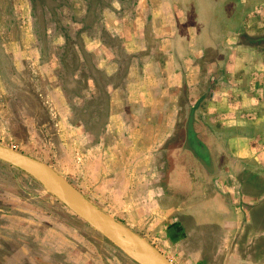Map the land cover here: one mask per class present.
<instances>
[{"label": "rangeland", "instance_id": "374dc122", "mask_svg": "<svg viewBox=\"0 0 264 264\" xmlns=\"http://www.w3.org/2000/svg\"><path fill=\"white\" fill-rule=\"evenodd\" d=\"M188 37L191 52L180 47ZM219 45L227 82L217 86ZM251 60L264 64V0H0V144L48 163L169 253L163 227L153 225L158 193L127 194L161 178L191 240L209 244L221 226L211 206L224 203L214 189L223 156L239 146L251 149L246 162L253 148L264 152V71L233 79V66ZM127 83L133 111L123 114ZM110 142L126 145L110 156ZM0 264L140 263L0 160Z\"/></svg>", "mask_w": 264, "mask_h": 264}, {"label": "crops", "instance_id": "0c3cea01", "mask_svg": "<svg viewBox=\"0 0 264 264\" xmlns=\"http://www.w3.org/2000/svg\"><path fill=\"white\" fill-rule=\"evenodd\" d=\"M189 14L190 12L188 15ZM181 28L186 33V30H190L192 27L186 28V26H183ZM116 34L121 35V32H116ZM203 39L205 40V38ZM190 40L191 38L188 37L187 44H185V41L183 42V46L179 44L185 52L192 47V43L189 42ZM123 45L125 52L130 51L127 43H123ZM221 47L222 46L219 48L215 47V51L218 50V52H221ZM134 50L140 52L144 49L139 47ZM174 50H176V48H174ZM221 61L224 62L223 60ZM158 62L157 67L162 65L159 60ZM186 62L187 61L185 60L184 65H186ZM260 62L261 61L251 60L248 61L247 65L239 62L233 66V69L238 72V74L233 75H235V77L239 80L244 77H247L248 79L254 78L256 69L262 68L259 70L264 71V64L261 65ZM220 63L221 62L216 61L215 67L222 66L224 68V66ZM193 65L196 64L194 63ZM207 66L208 65L206 64L204 69H201L198 66L199 74L201 75H199V77H201L200 82H204L202 77L205 74L208 75ZM173 67H175V62ZM245 68L247 69V73L244 72ZM174 75L175 74L173 73V76ZM168 78H170V74L168 75ZM129 94L130 91H128L127 83L126 103L120 111L123 114L124 112L131 113L133 111L131 108L129 109ZM186 96L188 97L187 88L185 90L184 98ZM115 112L117 111H115V108L111 106V121H113L116 115ZM238 113L239 112L233 111V114ZM175 143L176 142H173V144ZM231 143L233 146V143L235 142ZM237 143L240 144V142ZM125 145L126 144L124 142H110L106 145V149H110L111 156L113 148L115 149L118 146L122 148V146ZM219 147L220 148L216 151L220 154L223 147ZM253 149L252 155L255 156L253 160H249L247 162L243 159L250 157V153H252L249 146H247L245 150L240 146L238 148L235 147V149H233L232 157L223 156L225 155L223 152V162L221 166L223 171L221 174L219 173L215 176L214 189L215 194L218 197H221L224 203L211 206L213 212L217 213L216 222L221 224V226L217 231L218 236L215 240H209L207 242L209 244L197 241L196 239L191 240L190 233H193L194 230L190 231L184 227V215L180 214V211L182 210L170 203L168 187L167 190H163L160 186L161 178H157V182L155 181L156 187L142 186L139 190L138 188H132L133 190L130 192L131 188L130 186H127V189H129L127 194L158 193L156 202L157 210L159 211V219L157 223H155V219L153 225L163 227V236L165 238L164 242H166V249H168L170 254L167 253L165 248L162 246L155 245L154 241L152 244L161 250L175 264H264V240H260V232H262V238H264V222L261 221V218L264 217V152L260 149V146ZM172 155L173 154H171V158ZM115 156H117V154ZM116 158L118 162L123 160L122 156H120L121 160H119L118 156ZM227 158H230V160H227ZM257 163H260V165L258 166ZM230 166L234 169H231ZM110 179L112 178L110 177ZM209 180L210 179L207 178L206 181L209 182ZM230 180H232V183H226ZM112 187L109 186L110 189H112ZM119 191H123L122 188H120ZM256 211H259L260 214V218L259 216L257 217L258 219H256V216L254 215V212ZM258 241L260 242L259 246Z\"/></svg>", "mask_w": 264, "mask_h": 264}, {"label": "water", "instance_id": "95a60500", "mask_svg": "<svg viewBox=\"0 0 264 264\" xmlns=\"http://www.w3.org/2000/svg\"><path fill=\"white\" fill-rule=\"evenodd\" d=\"M0 160L33 176L67 207L109 238L136 262L175 264L149 240L92 202L48 163L3 144H0Z\"/></svg>", "mask_w": 264, "mask_h": 264}, {"label": "flooded vegetation", "instance_id": "af4514ba", "mask_svg": "<svg viewBox=\"0 0 264 264\" xmlns=\"http://www.w3.org/2000/svg\"><path fill=\"white\" fill-rule=\"evenodd\" d=\"M241 32V33H240ZM239 33H240V35L241 36H243V35H245V31H242V30H240L239 31ZM246 36V35H245ZM205 50H206V48H205ZM187 51H189V52H191V47H190V49L189 50H187ZM186 51V52H187ZM217 52L215 53V55H216V58L219 60V62L221 61V60H223L222 58H224V57H226V53H224V52H226V50H224V49H221V52H218V50H216ZM211 53H208L207 52V54L205 53V56H207V55H210ZM188 56V55H187ZM188 59H190V60H192V57H191V54H189V58H187V62H186V65L185 66H189V64H188ZM221 59V60H220ZM201 61H199L197 64H198V66L201 68V69H204V66L206 65V63H205V61H202V59H200ZM224 61V60H223ZM194 62V61H193ZM192 62V63H193ZM194 64V63H193ZM205 64V65H204ZM220 64H222V65H224V62H222V63H220ZM187 68V67H186ZM247 72V71H246ZM207 74H208V72H207ZM238 74V72H236V75ZM204 76H207L206 74L204 75ZM217 76H219V77H217V80H216V82H215V84L218 86V84H220V83H225V82H227V79H224L225 78V73H224V68L221 66V67H218V70H217ZM234 76V80H236L237 79V77H235V75H233ZM201 78V77H200ZM241 79H247V77H244V78H241ZM205 80H207V78L205 79ZM204 80V82H205V84L207 85L208 83H207V81H205ZM226 80V81H225ZM236 81H240L239 79H237ZM188 82V81H187ZM186 88H187V91H188V96H190L189 94H190V92H189V89H188V86H186ZM205 94H206V92H205ZM210 96H205V97H203L205 100L206 99H208ZM195 112H196V109H191L190 110V114H189V119H191L190 121H189V126L191 127H193L192 129H194L195 130V127H194V125L196 124V115H195ZM193 120V121H192ZM198 138V137H197ZM199 139V138H198Z\"/></svg>", "mask_w": 264, "mask_h": 264}]
</instances>
